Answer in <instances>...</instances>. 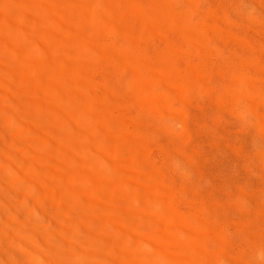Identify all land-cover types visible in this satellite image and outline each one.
Here are the masks:
<instances>
[{"label":"rangeland","instance_id":"rangeland-1","mask_svg":"<svg viewBox=\"0 0 264 264\" xmlns=\"http://www.w3.org/2000/svg\"><path fill=\"white\" fill-rule=\"evenodd\" d=\"M0 264H264V0H0Z\"/></svg>","mask_w":264,"mask_h":264},{"label":"bare ground","instance_id":"bare-ground-1","mask_svg":"<svg viewBox=\"0 0 264 264\" xmlns=\"http://www.w3.org/2000/svg\"><path fill=\"white\" fill-rule=\"evenodd\" d=\"M88 1H89V0H88ZM129 1H130V0H129ZM194 1H195V0H194ZM85 2H86V1H85ZM93 2H94V1H93ZM196 3H197V2H196ZM93 4H94V3H93ZM129 5H130V3H129ZM137 5H138V4H137ZM191 5H192V4H191ZM130 6H131V5H130ZM153 6H154V4H153ZM189 6H190V5H189ZM191 8H192V7H191ZM135 11H136V10H135ZM136 12H137V11H136ZM136 12H135V13H136ZM168 14H169V13H168ZM174 18H175V17H174ZM147 20H148V19H147ZM142 30H143V29H142ZM129 39H130V38H129ZM125 49H126V48H125ZM153 64H155V63H153ZM139 66H140V64H139ZM148 66H149V65H148ZM139 68H140V67H139ZM148 68H149V67H148ZM151 70H152V69H151ZM140 72H141V71H140ZM160 73H161V72H160ZM242 73H243V72H242ZM243 76H244V75H243ZM245 77H246V76L242 77V75H241L242 80H243V78H245ZM144 78H145V77H144ZM238 78H239V81H240V77H238ZM238 78H237V80H238ZM247 79H248L247 81H249L250 78H247ZM143 80H144V79H143ZM237 80H236V82H238ZM146 81H147V80H146ZM247 81L244 80V82L248 83ZM249 83H251V82H249ZM144 84H145V83H144ZM152 84H153V83H152ZM238 84H239L238 86L241 87V86H240V83H238ZM150 86H151V85H150ZM231 86H232V85H231ZM143 87H144V86H143ZM235 87H236V83L234 84V88H235ZM246 88H248V87H246ZM251 89H252V87H251ZM254 89H255V88H254ZM256 89H257V88H256ZM143 90H144V89H143ZM240 90H242V89H240ZM249 91H250V90H249ZM144 92H145V90H144ZM143 94H145V93H143ZM244 94H245V93H244ZM246 94H247V93H246ZM163 95H164V94H163ZM163 95H162V97H163ZM261 95H263V94H261ZM149 98H150V96H149ZM146 99H147V98H146ZM160 101H161V100H160ZM253 108H254V107H253ZM75 112H76V111H75ZM84 146H85V145H84ZM120 181H121V180H120ZM39 259H40V258H39Z\"/></svg>","mask_w":264,"mask_h":264}]
</instances>
